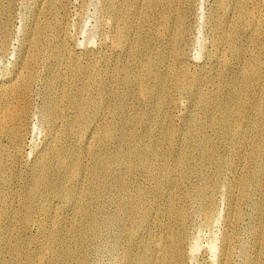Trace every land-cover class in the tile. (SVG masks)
Returning <instances> with one entry per match:
<instances>
[{
    "label": "bare ground",
    "instance_id": "1",
    "mask_svg": "<svg viewBox=\"0 0 264 264\" xmlns=\"http://www.w3.org/2000/svg\"><path fill=\"white\" fill-rule=\"evenodd\" d=\"M198 1L102 0L99 58L67 43L64 0L34 3L0 78V264H260L264 127L253 140L241 119L264 117L263 0H213L191 61ZM13 7L0 1L3 53ZM190 100L214 131L167 123ZM217 137L232 160L213 151ZM216 222L213 258L199 261L197 233Z\"/></svg>",
    "mask_w": 264,
    "mask_h": 264
},
{
    "label": "rangeland",
    "instance_id": "2",
    "mask_svg": "<svg viewBox=\"0 0 264 264\" xmlns=\"http://www.w3.org/2000/svg\"><path fill=\"white\" fill-rule=\"evenodd\" d=\"M3 4L6 3L7 0H0ZM14 0L13 7V15L12 16V31L11 37L9 41L8 47L9 49L6 52H0V78L3 77L7 72L12 71V66L14 62L18 58V54L20 53V45L24 41L27 36V30L30 28L32 13L35 8V2L37 0ZM67 7V15H66V26L68 27V35H67V43L75 49L76 52L82 53H92L97 58L101 57L104 53L103 48V40L105 37V26L103 24V16L101 12L102 0H64ZM22 2V3H21ZM28 2V3H27ZM24 4V5H23ZM213 0H199L197 2L196 8L198 9V28L195 30L194 36L197 40L194 39V45L190 49V58L191 61H196L194 58L201 57V51H203L206 47V41L208 38V34L211 36L209 25L206 23L207 11L212 7ZM27 6V7H26ZM211 6V7H209ZM209 7V8H208ZM264 7V0H263ZM25 16V17H24ZM27 20V21H26ZM14 26V27H13ZM29 27V28H28ZM14 33L12 34V32ZM24 31V32H23ZM208 33V34H207ZM207 34V35H206ZM12 39V40H11ZM18 39V40H17ZM208 47V46H207ZM200 59V58H199ZM11 70V71H10ZM2 74V75H1ZM176 97V94H172V98ZM233 105V102L229 103ZM228 107V105H227ZM230 108V107H229ZM172 117H167V123L173 126L176 131L183 136L188 123L192 119L197 120V124L200 122L205 123L206 125H213V130H215V125L213 122H210V115H205L201 108L200 103H195L194 100H190L188 102L180 101L177 106L173 107L170 105L168 110H171ZM214 114L217 116V121L220 124L221 119V109L215 110ZM254 119H258L261 121V124L257 127L251 126L246 119H241V127L244 133V136H248L251 139H255L261 127H264V117L262 113L259 111L258 114L254 115ZM40 133V134H39ZM29 134L28 139H31V142L26 145V150L29 151L30 148H34V143L38 145L41 141V131L38 132L36 130L34 133ZM33 139V141H32ZM217 141L213 144V151L226 155L230 160L234 158L231 148L229 145V141L227 138L217 137ZM33 143V144H32ZM247 152H249L248 148H245ZM251 157L247 155V158H244L240 163L239 167L245 173L251 166ZM218 204V203H217ZM222 205H219V207ZM245 210L249 211L250 207L245 208ZM220 225L218 222L213 223L210 228H201L197 233L199 243L201 247L199 248L198 258L199 261H208L213 258L212 253L205 252L204 246L207 245L209 239L213 240L219 232ZM201 231V232H200ZM201 254V255H200ZM205 255V256H204ZM201 258V259H200ZM205 258V259H204ZM204 259V260H203ZM105 263L108 264L107 260L103 259ZM260 264H264V249L260 254Z\"/></svg>",
    "mask_w": 264,
    "mask_h": 264
}]
</instances>
